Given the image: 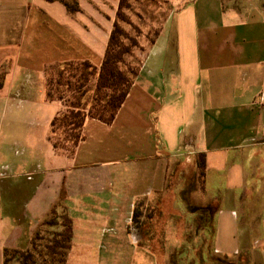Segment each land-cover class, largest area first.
Masks as SVG:
<instances>
[{
    "label": "crops",
    "instance_id": "obj_1",
    "mask_svg": "<svg viewBox=\"0 0 264 264\" xmlns=\"http://www.w3.org/2000/svg\"><path fill=\"white\" fill-rule=\"evenodd\" d=\"M64 1L74 9L0 0V264L57 206L72 222L65 264H158L135 212L178 183L211 258L264 264L263 9L160 0L167 14L122 105L110 122L88 117L67 154L53 143L63 106L47 96L45 69H100L121 0Z\"/></svg>",
    "mask_w": 264,
    "mask_h": 264
},
{
    "label": "rangeland",
    "instance_id": "obj_2",
    "mask_svg": "<svg viewBox=\"0 0 264 264\" xmlns=\"http://www.w3.org/2000/svg\"><path fill=\"white\" fill-rule=\"evenodd\" d=\"M230 2L258 6L264 12V0ZM165 7V2L160 0H139L133 4L132 14L127 12L125 18L129 21L122 22L121 29L125 35L124 48L129 49L131 55H124L113 77L103 79L100 69L82 62L54 64L45 69L47 89L53 100L63 106L52 132L53 143L60 152H72L81 137V123L88 117L109 119L112 106L118 103L122 92L131 83V72L135 71L144 50L154 38V27L166 16ZM137 15L142 16L141 19ZM199 163L200 159L197 160L198 166ZM177 185L180 187L170 186L163 199L137 207L135 229L141 237L147 238L158 264H217L201 234L202 224L196 208L188 196H180L183 183ZM58 212L62 214L60 209ZM41 236L43 239L38 240V244H45V240L51 237L45 228ZM12 256V253L8 254L9 264H17L18 258Z\"/></svg>",
    "mask_w": 264,
    "mask_h": 264
},
{
    "label": "trees",
    "instance_id": "obj_3",
    "mask_svg": "<svg viewBox=\"0 0 264 264\" xmlns=\"http://www.w3.org/2000/svg\"><path fill=\"white\" fill-rule=\"evenodd\" d=\"M69 10H73L74 7H72L71 4L64 1ZM139 2V0H121V4L119 7V11L117 14V20L115 22L110 41L108 44V48L106 51L105 59L103 62V65L100 68V77L103 79H106L108 77H113L117 72V65L120 64L123 61L124 55L129 54L130 50L124 48V32L121 29V23H128V21L125 18V15L127 12L131 11L133 9V4ZM130 23V22H129ZM84 64L92 66L88 62H83ZM140 63L137 65L135 71L131 72L132 74V80L129 86L125 91L122 92L120 99L118 100V103L112 106V112L110 116L108 117V120H103L106 122H110L120 106L122 105L123 101L125 100L130 87L133 83V80L138 72V69L140 67ZM67 64V63H66ZM95 68L94 66H92ZM4 80V73L0 72V88L3 84ZM46 85H48L46 83ZM48 87V86H47ZM47 96L49 99H53L51 97L50 90L47 89ZM102 120V119H101ZM57 120L55 119L53 121V128L55 126V122ZM84 121L81 123L80 130L83 126ZM53 132V129H52ZM81 138V137H80ZM80 140V139H79ZM78 140V141H79ZM77 141V143H78ZM76 143V144H77ZM75 144V145H76ZM55 148H57L56 144H54ZM200 163L199 168L202 170L205 166L204 156L201 155L199 157ZM201 175H203V171L201 172ZM62 211V214L59 215L58 210ZM202 210H205L210 216L214 213L216 207L215 205H210L206 208H201ZM135 212V217H136ZM61 219V221H60ZM45 228L48 234L51 235L50 239L45 240V244H38V240H42L43 236H41L42 229ZM72 239V222L70 218L68 217L66 211L61 207L57 206L53 208L48 215V217L41 223L39 229L37 230L35 236L33 237L30 247L25 250H6L5 251V260L4 264H9V261L11 260L10 257H8L9 253H12V257L18 258L17 264H65L66 257L68 250L70 248ZM215 262L219 264H229L227 262H223L220 259H214Z\"/></svg>",
    "mask_w": 264,
    "mask_h": 264
}]
</instances>
